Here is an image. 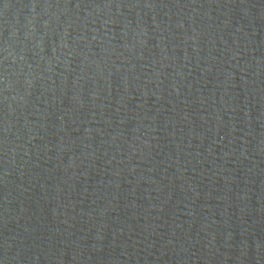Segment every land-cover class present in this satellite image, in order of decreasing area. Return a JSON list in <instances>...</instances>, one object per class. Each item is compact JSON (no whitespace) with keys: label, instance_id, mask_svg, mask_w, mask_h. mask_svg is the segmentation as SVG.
<instances>
[{"label":"water","instance_id":"95a60500","mask_svg":"<svg viewBox=\"0 0 264 264\" xmlns=\"http://www.w3.org/2000/svg\"><path fill=\"white\" fill-rule=\"evenodd\" d=\"M0 264H264V0H0Z\"/></svg>","mask_w":264,"mask_h":264}]
</instances>
